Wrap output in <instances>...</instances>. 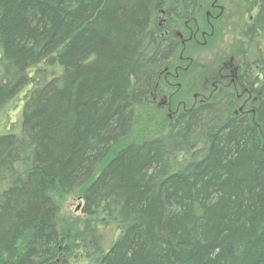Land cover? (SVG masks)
I'll return each instance as SVG.
<instances>
[{
  "label": "trees",
  "instance_id": "obj_1",
  "mask_svg": "<svg viewBox=\"0 0 264 264\" xmlns=\"http://www.w3.org/2000/svg\"><path fill=\"white\" fill-rule=\"evenodd\" d=\"M197 6L0 0V115L27 91L0 134V264H264V0L237 47L255 120L218 94L126 144Z\"/></svg>",
  "mask_w": 264,
  "mask_h": 264
},
{
  "label": "rangeland",
  "instance_id": "obj_2",
  "mask_svg": "<svg viewBox=\"0 0 264 264\" xmlns=\"http://www.w3.org/2000/svg\"><path fill=\"white\" fill-rule=\"evenodd\" d=\"M226 1L227 4L222 3L225 7L227 5L225 21L221 20L220 26L211 20L209 6L204 2V7L196 16V22L190 25L192 28L182 25L175 31L176 37L183 42L160 78L153 107L134 129L126 144L155 135L183 113L197 108L203 101L209 102L221 89L234 96L235 110L238 113H247L255 120L257 98L253 89L238 83L232 85L231 77L224 82L220 81L221 76L216 77V73L225 65H228V74L230 67L239 65L241 57L237 47L242 43V23L246 24L248 21V16H243L241 0ZM211 22L216 23L214 29H206ZM196 28L200 31L197 38L189 41L192 29ZM204 31H212L211 36L208 34L204 37ZM216 84L220 85L219 89ZM26 94L27 91H24L0 115V134L21 129ZM7 186L8 183L0 185V191ZM60 204L67 220L83 217V200L80 194L67 196Z\"/></svg>",
  "mask_w": 264,
  "mask_h": 264
},
{
  "label": "flooded vegetation",
  "instance_id": "obj_3",
  "mask_svg": "<svg viewBox=\"0 0 264 264\" xmlns=\"http://www.w3.org/2000/svg\"><path fill=\"white\" fill-rule=\"evenodd\" d=\"M198 2V6H197V9H196V15L193 16L190 20L186 21L183 25L185 26H190V25H193V23L196 22V16L201 12L202 8L204 7V2H206L209 6V10H208V14H209V17L212 16L211 20L213 19V21L217 22V24L220 26L221 25V20L222 22L225 21V13H226V8H227V5L225 7L224 4L222 3H226L227 4V1L226 0H197ZM240 2V1H239ZM231 3V2H230ZM241 3H242V8L244 9V12H243V16L244 14L246 16H248V21L246 24L242 23V26H243V29L241 31V37H242V43H247L248 42V37H247V30L251 27H253L256 23V18L259 14V12L261 11V0H241ZM249 7L251 8V10L249 9ZM242 10H240L241 12ZM215 24L216 23H208L206 29H214L215 27ZM190 28H192L190 26ZM199 29L196 28L195 29H192L191 31V36L189 37V41H193L195 38H197L198 36V33H199ZM209 34V36H211L212 34V31L211 33H207V31H204L203 33V36L204 37H207ZM180 40V39H179ZM182 40L180 41V44H182ZM241 61V60H240ZM226 66L228 65H225V67H222L217 73H216V77H222V79L220 80L221 82H224V80H227L229 77H231V81H232V85L233 84H236L238 83L239 85H243L240 80H241V67H240V63L239 65H237L236 67H230L229 69V74H228V68H226ZM217 85V84H216ZM218 86V89L220 88V85H217ZM247 86V85H245ZM229 87V86H228ZM225 89H221L219 90V92L217 93L218 94H222V95H225L227 93H225ZM207 103L206 101L202 102L198 107L202 106L203 104Z\"/></svg>",
  "mask_w": 264,
  "mask_h": 264
}]
</instances>
